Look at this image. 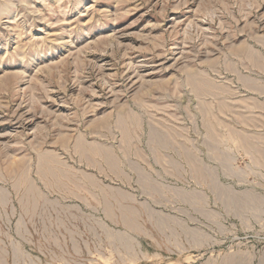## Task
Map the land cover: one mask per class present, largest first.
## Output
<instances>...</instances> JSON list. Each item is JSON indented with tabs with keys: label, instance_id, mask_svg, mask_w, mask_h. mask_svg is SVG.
Segmentation results:
<instances>
[{
	"label": "rangeland",
	"instance_id": "1",
	"mask_svg": "<svg viewBox=\"0 0 264 264\" xmlns=\"http://www.w3.org/2000/svg\"><path fill=\"white\" fill-rule=\"evenodd\" d=\"M263 91L264 0H0V264H264Z\"/></svg>",
	"mask_w": 264,
	"mask_h": 264
},
{
	"label": "bare ground",
	"instance_id": "2",
	"mask_svg": "<svg viewBox=\"0 0 264 264\" xmlns=\"http://www.w3.org/2000/svg\"><path fill=\"white\" fill-rule=\"evenodd\" d=\"M253 87L255 88V86H253ZM253 87H252V89H253ZM256 87H257V86H256ZM258 87H260V86H258ZM259 89H260V88H259ZM262 90H263V89H262ZM262 90H261V91H262ZM256 91H258V89H256ZM254 92H255V90H254ZM263 92H264V91H263ZM261 93H262V92H261ZM261 95H263V93H262ZM100 187H101V186H100ZM100 187H99V188H100Z\"/></svg>",
	"mask_w": 264,
	"mask_h": 264
}]
</instances>
